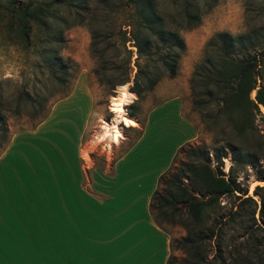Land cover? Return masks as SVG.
Segmentation results:
<instances>
[{
    "label": "rangeland",
    "instance_id": "1",
    "mask_svg": "<svg viewBox=\"0 0 264 264\" xmlns=\"http://www.w3.org/2000/svg\"><path fill=\"white\" fill-rule=\"evenodd\" d=\"M40 1L47 0H0V150L12 133L36 127L47 116L52 103L67 95L77 81L83 80L93 98L89 123L82 135V156L85 150L88 153V159L82 157L83 164L89 167L84 177L85 184L90 169L99 168L109 172L110 160L138 136L147 110L151 107H177L174 100L164 102L175 95L181 99L183 115L197 130V137L190 143L211 148L213 140L217 141V145H223L228 140L238 146L241 152L246 151L241 136L233 131L224 116L216 117L221 106L216 101L218 88L212 83L205 86V74L207 70L213 73V64L219 60L216 49L219 46L216 38L218 32H226L237 39L231 49L234 54L264 51V0H154L158 12L166 18L167 25L182 38L184 50L179 56L173 77H161L150 90H144L140 95L130 91L133 101L125 104L124 110L128 115L133 113L137 125L119 123L122 137L118 143L107 137L104 142H93V139L101 134L99 122L102 119L112 120L115 116L112 101L119 97L120 85L110 86L107 80L118 76L123 68L126 54L121 50L116 28L127 20L126 6L120 7L121 0H63L50 9V15H55L57 19L48 16V22L42 25L35 20V16H27ZM186 1L197 7L199 15L197 24L187 28L176 25L178 22L175 20V16L181 15ZM93 35L96 38L94 41L98 42L96 48L104 49L102 55L96 54L91 47ZM211 40L215 45L207 47ZM127 46L132 51L131 70L129 81L124 84L130 89L135 71L132 65L135 48L128 42ZM209 49H212V65L204 66L206 68L203 70L201 61ZM256 81L258 87H264V57L260 61ZM255 89L250 91L251 98ZM80 91H76L65 103L67 107H75L84 101L85 96ZM258 110L254 123L261 133L256 143L262 160L254 169L232 165L233 173L242 186L247 187V196L255 201L256 207L248 201L242 202L238 215L229 224H215V221L210 220V225L221 233L224 264H246L240 254L247 255L253 249L264 248V209L261 211L258 196L253 194L255 185H264V180L255 179V175L264 170L262 105L258 104ZM238 114H241L240 106L233 109V119L239 118ZM74 115L76 117L72 122L60 118L53 123L56 128L44 129L35 136V169H41V164L47 168L48 165L51 168L58 167L52 163L60 161L61 164L64 161L66 167L74 168L81 111ZM164 136L167 134L164 133ZM209 155L212 158L211 151ZM178 161L190 162L185 153L178 154L173 160L175 163ZM230 165V156L227 154L222 158L220 170L226 174ZM259 193L264 194L263 191ZM218 202L223 205L221 215L224 217L239 200L223 196ZM162 228L170 239L185 233L177 222H163ZM211 246H205L209 256L213 254ZM170 254L175 257L170 264H183L185 254L182 250H169ZM46 263V256L35 257V264Z\"/></svg>",
    "mask_w": 264,
    "mask_h": 264
},
{
    "label": "crops",
    "instance_id": "2",
    "mask_svg": "<svg viewBox=\"0 0 264 264\" xmlns=\"http://www.w3.org/2000/svg\"><path fill=\"white\" fill-rule=\"evenodd\" d=\"M79 90L84 101L67 107ZM169 100L177 107L147 110L138 136L110 160L109 172L90 169L86 184L81 146L93 98L83 80L36 127L12 133L0 150V264H35L36 256H46V264H166L170 237L148 204L177 149L197 137L179 96ZM79 111L74 168L60 161L35 169V136L60 118L72 122Z\"/></svg>",
    "mask_w": 264,
    "mask_h": 264
},
{
    "label": "trees",
    "instance_id": "3",
    "mask_svg": "<svg viewBox=\"0 0 264 264\" xmlns=\"http://www.w3.org/2000/svg\"><path fill=\"white\" fill-rule=\"evenodd\" d=\"M62 1H40L27 16L33 15L37 22L45 25L48 16L56 17L50 15V9L58 6ZM83 1L79 0V2ZM186 2L182 7L181 15L175 16V20L178 22L176 25L181 24L187 28L197 24L199 15L197 7ZM125 6L128 13L127 20L117 26L116 34L120 37V47L126 56L122 71L118 76L110 77L107 83L115 86L129 81L132 51L128 49V42L135 48V57L132 61L135 71L132 78L133 85L129 90L140 95L144 90H150L161 77H173L176 74L184 43L177 31L167 25L166 18L158 12L154 0H125V2L121 0L120 7ZM216 38L219 44L216 48L219 60L213 64V73L207 70L205 86L212 83L218 88L219 96L216 101L221 106L216 117L224 116L233 131L241 136L246 151L241 152L238 146L228 140H225L223 145H217V141L213 140L214 145L211 148L187 142L177 149L173 160L178 154L185 153L190 162L175 163L172 160L170 166L159 175L148 204L149 214L153 222L162 230H164L163 222H177L182 226L185 233L178 238L170 239L169 250L170 252L174 249L182 250L185 254L182 258L183 264H224L221 254V233L210 225V220L215 221V224L216 222L229 224L238 215L242 202L248 201L256 207L255 201L247 196V187H243L233 173L232 165H243L254 169L259 160H262L258 155L259 145L256 143L261 133L254 121L259 113L258 104L264 108V87H258L256 81L264 51L261 49L254 54L249 51L239 55L234 54L231 49L237 40L235 37L226 32H218ZM94 39H96L95 35L91 47L96 54L102 55L104 49L98 50L96 48L98 42ZM213 42L209 41L207 47H213L215 45ZM211 52L212 49L207 50L201 61L203 70L212 65ZM253 89L255 94L251 98L250 91ZM239 106L241 114H238L239 118L233 119V109ZM129 115L133 116V113L130 112ZM210 151L212 158L209 155ZM227 154L230 156L231 165L224 174L220 166L222 158ZM255 179L264 180L263 169L261 173L255 175ZM261 191L264 192V185L254 186L253 194L258 196L262 211L264 194L259 193ZM223 196L239 200L237 205H234L235 209L231 206L224 217L221 215L223 205L218 202ZM169 210L171 211L167 213ZM174 210H177V213H174ZM208 245H212L211 256L205 248ZM239 256L246 264H264V248L253 249L249 254ZM174 260L175 257L170 254L166 264Z\"/></svg>",
    "mask_w": 264,
    "mask_h": 264
},
{
    "label": "bare ground",
    "instance_id": "4",
    "mask_svg": "<svg viewBox=\"0 0 264 264\" xmlns=\"http://www.w3.org/2000/svg\"><path fill=\"white\" fill-rule=\"evenodd\" d=\"M119 88V97L114 98V100L112 101L115 109V116L112 118V120L106 121L102 119L99 122V129L101 131V134H97L96 136H94L93 142L94 140L102 142L107 137L112 141L118 143L120 138L122 137L118 127L119 123H124L125 125H137L135 118L129 116L124 110V105L133 101V94L126 87V84L120 85ZM83 157L85 159H88L87 150L83 152Z\"/></svg>",
    "mask_w": 264,
    "mask_h": 264
}]
</instances>
